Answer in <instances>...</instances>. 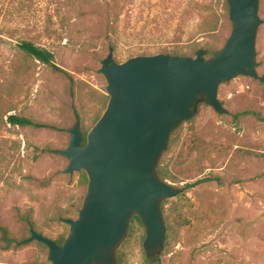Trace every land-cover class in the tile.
<instances>
[{"label":"rangeland","instance_id":"obj_1","mask_svg":"<svg viewBox=\"0 0 264 264\" xmlns=\"http://www.w3.org/2000/svg\"><path fill=\"white\" fill-rule=\"evenodd\" d=\"M197 1L217 6L218 0H0V99L14 92L11 60L24 57L23 39L53 51L70 75L28 60L26 76L19 78L13 112L52 123L54 129L22 128L0 119V223L18 238L29 239L27 213L38 229L32 226L53 239L69 233V225L56 216H78L88 184L83 171L61 172L68 160L56 150L68 145V129L79 120L76 111L86 129L101 112L108 94L98 69L110 46L123 62L145 51L178 49L194 56L199 48L225 44L232 31L229 10L221 6L215 34H201L206 12L195 8ZM259 15L264 20V0ZM257 50L264 75V22ZM219 97L229 113L200 102L195 115L172 134L160 160L172 177L166 180L185 188L165 205L172 216L158 255L161 264H264V122L253 115L235 117L251 109L264 115V82L239 76L221 84ZM9 105L0 102V109ZM204 177L215 178L186 186ZM132 221L117 264H155L143 246L145 226L135 220L131 232ZM47 257L48 247L37 240L17 249L0 246V264H51Z\"/></svg>","mask_w":264,"mask_h":264},{"label":"water","instance_id":"obj_2","mask_svg":"<svg viewBox=\"0 0 264 264\" xmlns=\"http://www.w3.org/2000/svg\"><path fill=\"white\" fill-rule=\"evenodd\" d=\"M227 2L232 31L211 57L199 48L194 56L156 53L118 62L110 46L98 69L107 81L106 109L88 133L78 120L68 129V145L56 150L68 160L63 174L87 173L82 207L76 218L60 217L69 225L62 244L34 227L25 241L44 243L52 264H117L134 215L146 228L147 257L161 261L167 238L163 201L185 191L158 173L173 132L202 101L228 114L221 84L239 76L264 82L257 59L261 0Z\"/></svg>","mask_w":264,"mask_h":264},{"label":"trees","instance_id":"obj_3","mask_svg":"<svg viewBox=\"0 0 264 264\" xmlns=\"http://www.w3.org/2000/svg\"><path fill=\"white\" fill-rule=\"evenodd\" d=\"M221 6H224L227 10H229V5L227 0L223 2L222 0L217 1V6H215L212 3H204L197 1L195 3V8L205 11L202 15V22L200 25V32L201 34H215V32L218 30L219 24L221 22V19L223 15L220 12ZM211 53H215V51L218 50V48L213 47L212 45H207L205 46ZM19 49L21 50L22 55L24 56L23 58L20 57V59L17 60H11V69L14 72V79H13V90L11 94H9L8 100L7 99H0V102H4L6 104H10L7 109L1 110L0 109V119L5 122V124H11L13 126H19L22 128L25 127H32V128H39V129H54L55 125L52 123L44 122V121H38L30 116H27L23 113L19 112H13L16 110V106L14 105V102L16 100V97L20 95V87H21V82L19 80L20 77H25L28 69V60L32 61H39L53 69L54 72L60 73L63 72L67 74L68 76L69 73L66 72L63 68H61L55 61V53L48 49L47 47L43 45L37 44L35 41L30 40V39H23L19 43ZM156 53H170L168 51L164 52H149L145 51L142 54H156ZM172 54L176 55H181V56H187L188 54L185 51L174 49L172 50ZM134 56V55H132ZM131 56V57H132ZM72 79V77H71ZM104 102H103V108L100 113L97 114L95 117V121L93 122L92 126L89 128H83V131L85 133H88V131L95 125V123L98 121V119L101 117L103 114L104 110L107 107L108 101H109V95H105L104 97ZM12 104V105H11ZM246 115H253L255 118H257L259 121L264 122V115L256 110H245L242 112H237L235 113L236 118H240L242 116ZM76 116L79 120L83 119L81 114L76 111ZM6 117V120H5ZM175 132V131H174ZM173 132V133H174ZM57 152V151H56ZM158 173L162 177V179L166 180L170 177V174L168 172V169L164 163H160L158 166ZM70 175V174H69ZM215 177H204L201 179H198L194 183L187 184V187H194L197 186L198 184L212 181L214 180ZM83 183L88 184V176L85 171H83V178H82ZM43 184H47L46 181H42ZM169 199H165L163 201V210L164 214H166V222H168L169 227L170 226V219H171V211L170 209L167 211L165 210V205L168 202ZM166 212V213H165ZM24 219V224H25V231L28 232V237H31V227L35 226L37 229V225L35 221L32 218L31 213H27L26 215H23ZM61 216H56V220L59 221ZM64 217V216H63ZM66 217V216H65ZM135 220L142 224V220L138 215H134L133 217V224L131 228V232H133L134 229V222ZM33 225V226H32ZM35 229V228H34ZM36 230V229H35ZM68 233H60L55 240L59 243L62 244L67 237ZM25 239L27 240V237L25 236L24 238H18L17 235L6 225H3L0 223V246L3 250H10V249H17L19 247H23L25 245ZM39 244L47 247L44 243L37 241ZM155 264H161V261H152ZM52 264V263H51Z\"/></svg>","mask_w":264,"mask_h":264}]
</instances>
